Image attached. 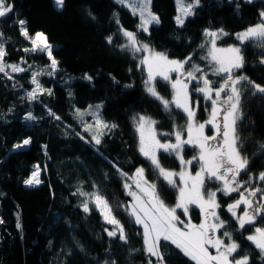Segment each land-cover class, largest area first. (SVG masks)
Segmentation results:
<instances>
[{
	"label": "trees",
	"instance_id": "obj_1",
	"mask_svg": "<svg viewBox=\"0 0 264 264\" xmlns=\"http://www.w3.org/2000/svg\"><path fill=\"white\" fill-rule=\"evenodd\" d=\"M6 2L11 3L14 10L9 16L0 18V33H3L7 52L5 61L22 64L25 68L29 63H36L45 67V73L50 71L46 53L24 51L32 45L21 35L18 21L23 20L29 36L34 37L36 32L46 35L59 66L54 75H42L40 79L44 88L52 90V95L41 94L35 101L26 98V93L34 88L30 70L12 73L13 80L0 73V220L3 221L0 223V264H104L105 260H116L117 264H148L140 226L130 223L121 212L118 219L125 225L129 242L125 244L118 238H110L104 232L108 226L100 213L91 205L92 210L85 213L80 207L85 198L73 195L77 188L92 192L96 184L104 187L102 194L110 203H128L131 198L123 188L125 179L117 173L115 164L129 175L137 167H144L148 180L157 183L165 202H175L176 190L169 188L137 151L133 115L145 114L159 121L158 132H172L173 120L177 124L185 123L179 110L169 116L159 102L145 92L144 71L136 67L142 53L133 58L129 50L119 48L126 43L119 27L136 32L139 19L114 0H65L62 9L56 8L53 0ZM237 3L240 5L238 12ZM151 10L159 16L160 24L150 25L148 33L138 32V40L167 52L170 58L184 59L193 54L192 63L205 67L207 62L201 57L206 49L198 48L204 42V29L223 28L231 35L218 43H236L233 34L259 20L264 0L252 3L232 0L231 4L228 0H201L195 15L187 18L183 27L175 23L174 0H152ZM114 13L120 25L115 22ZM108 36L113 37L112 44L106 41ZM244 55L246 65L238 74L264 85V65L259 63L261 49L247 44ZM62 72L87 73L92 79L78 78L63 85L59 77ZM129 84L132 87H126ZM157 89L171 98L170 87L165 82L160 81ZM98 102L102 103V117L119 127L103 136L102 143L95 148L87 141L89 134L79 129L70 113L75 107L85 108ZM49 109L61 119L50 117ZM242 111L244 117L238 130L244 142L243 151L251 156L258 151V144L264 143V96L247 93ZM28 112L38 119L25 120ZM199 117H204L202 109ZM29 137V145L13 148L14 144ZM192 151L188 148L185 152ZM161 163L170 169L180 167L179 161L167 154L161 155ZM35 165L40 167L41 183L27 186L24 181ZM248 171L253 177L264 171V155L252 159ZM241 176L248 178L247 174ZM255 185L264 186V182L254 179L250 186ZM206 186L218 187L219 184L209 182ZM217 197L221 218L229 221L226 230L236 229L227 205L238 199V193L230 198L222 193ZM192 213L199 218V209L194 208ZM18 218L20 229L17 228ZM255 226H264V221ZM253 231L254 228L248 226L246 230L234 232L233 238L241 245L236 258L247 252L250 264H264L258 250L245 239ZM77 242L84 252L77 248ZM130 249L139 251L130 252ZM166 251L167 264H194L174 246Z\"/></svg>",
	"mask_w": 264,
	"mask_h": 264
},
{
	"label": "snow or ice",
	"instance_id": "obj_2",
	"mask_svg": "<svg viewBox=\"0 0 264 264\" xmlns=\"http://www.w3.org/2000/svg\"><path fill=\"white\" fill-rule=\"evenodd\" d=\"M54 2L58 9H62L65 0H54ZM115 2L129 8L133 16L139 17L140 23L137 25L136 32L124 29L122 26L119 27L118 31L127 41L119 45V48L129 50L133 58L143 53L136 67L147 73V78L144 80L145 92L159 102L169 116L173 115L174 110H179L185 117L184 124H177L173 120L172 132H158L159 121L151 116L137 113L132 117L133 127L138 137L137 151L149 162L158 177L162 178L169 188L175 189L178 194L175 205L169 206L162 198L157 183L147 179L144 167H137L135 172L129 175L113 164L117 173L125 179L123 188L126 195L131 197L130 202L110 203L102 194L104 187L96 184H93L94 191L92 192L77 188L73 195L85 198L80 204L85 213L92 210L91 205L100 213L105 224L112 226L111 230L107 227L104 229L110 238H118L125 244L129 242V234L125 230V225L118 219L121 212L129 218L130 223L140 226L143 230V251L149 257L148 264H167L168 252L166 250L170 246H174L194 264H250V254L247 252L240 258H236L241 245L233 238L234 232L246 230L248 226H252L254 231L245 239L258 250L259 258L264 261V226H255L264 221V186H250L253 185L254 179L264 182V171H260L255 177L248 171L252 159L264 155V143H259L258 151L249 156L243 151L244 142L238 130L239 123L244 117L243 98L249 92L252 96H264V85L256 83L247 75L238 74L246 65L244 52L247 44L261 49L259 63L264 65V10L259 12L257 23L235 33V38L239 42L235 45L218 46V41H222L231 34L223 28L215 30L205 28L204 42L198 45V48L206 49L201 59L207 64L201 67L199 64L192 63L193 54H189L183 60L171 59L167 52L157 51L149 44L138 40V32L148 33L150 25L160 24L159 16L151 11L152 0H135V2L115 0ZM228 2L231 4L232 0ZM245 2L252 3L253 0H245ZM176 3L178 14L174 19L179 27H183L186 19L194 16L196 9L201 6V0H176ZM13 10L11 3L0 0V18L9 16ZM239 10L240 5L237 3L236 11ZM113 15L115 22L120 25L119 17L115 13ZM18 24L21 35L29 39L32 45L24 51L46 53L50 61L48 65L50 71L32 72L31 83L35 87L26 93V98L28 101H35L41 94L52 95L51 89H46L41 85L39 77L54 75L58 71L59 62L53 56V45L48 42L44 33L37 32L34 37H31L24 27L25 21L19 20ZM106 41L112 44L113 37H106ZM6 55L3 33H0V73L9 80H13L12 73L30 70L31 66L26 69L18 63H6ZM173 74L175 79H173ZM209 75L218 77L222 82L218 83L216 80L209 79ZM85 79L90 81L92 77L85 74ZM160 81L170 86V99L157 90V84ZM193 82L195 86L190 87ZM16 86L14 83L13 87ZM126 87H132V85L129 84ZM193 96L199 98L193 100ZM94 107L95 111H92V105L84 111L77 108L75 115L81 119L82 123L85 115H91L94 118L93 124L84 123V130L92 133L89 142L100 145L102 137L119 126L115 123L110 124L101 118L99 110L102 104ZM201 107L207 113V119L203 122L198 120ZM11 111L12 109H9V112ZM48 115L57 121L61 119L51 109L48 110ZM24 119L36 121L38 118L32 112H28ZM206 128L213 134L206 135ZM160 137H167L168 140L162 142ZM172 137H174V142H172ZM81 139L84 137L81 136ZM30 143L31 138L29 137L14 144L13 148L22 149ZM188 148L196 151L197 155L186 160L184 152ZM162 154L174 156L181 165L180 171L166 169L161 163ZM196 164H199V170L193 175L189 169ZM242 173L248 175V180L240 179ZM39 175L40 167L36 165L35 171L24 181L25 185L40 184ZM209 182H216L219 187L215 191H206V184ZM220 193L229 198L233 193H238V199L227 205L231 220H234L237 225L234 230H226L229 228V221L222 219L218 211L221 208L217 199ZM194 208H198L201 213L199 224L192 222L190 213ZM241 208L242 211H238ZM178 210L188 218L187 222L177 214ZM0 223L3 221L0 220ZM17 228H21L19 218ZM77 248L84 252L83 246L78 242ZM210 249H214L215 254ZM135 251L139 250L130 249V252ZM68 255H71V251ZM104 264H117V261L105 260Z\"/></svg>",
	"mask_w": 264,
	"mask_h": 264
},
{
	"label": "rangeland",
	"instance_id": "obj_3",
	"mask_svg": "<svg viewBox=\"0 0 264 264\" xmlns=\"http://www.w3.org/2000/svg\"><path fill=\"white\" fill-rule=\"evenodd\" d=\"M115 1V0H114ZM175 1V5H176V13H175V15H174V18L176 17V15L178 14V11H177V8H178V6H177V3H176V0H174ZM133 2H135V0H133ZM53 4H54V6L57 8V6H56V4H55V2H54V0H53ZM126 9H128L130 12H131V10L129 9V8H127V7H125ZM152 11V10H151ZM153 12V11H152ZM154 13V12H153ZM155 14V13H154ZM138 19H139V17L138 16H136ZM258 22V21H257ZM256 22V23H257ZM140 23V21H138V24ZM137 24V25H138ZM153 25H155V24H153ZM254 25V24H253ZM125 29V28H124ZM128 30V29H127ZM244 30V29H243ZM129 31H132V30H129ZM242 31V30H241ZM134 32V31H133ZM238 32H240V31H238ZM238 32H236V33H238ZM37 33V32H36ZM35 33V34H36ZM35 34H34V36H35ZM233 36H234V38H235V33L233 34ZM125 38V37H124ZM236 39V38H235ZM125 40H126V38H125ZM127 42V41H126ZM145 43V42H144ZM239 42L236 40V43H232V44H229V45H235V44H238ZM51 44V43H50ZM52 45V44H51ZM218 46H221V47H226V46H228V45H222V44H219L218 43ZM158 51V50H157ZM142 55H143V53H142ZM141 55V56H142ZM140 56V57H141ZM170 58V57H169ZM171 59H177V58H171ZM178 60H183V59H178ZM6 62V61H5ZM6 63H8V64H15L14 62H6ZM21 67H23V68H25V66H23L22 64L20 65ZM28 66H32V69H30V72H31V75H32V72L33 71H43L44 72V69H45V67H40L38 64H28L27 66H26V68L28 67ZM85 74H87V73H84V74H75V73H69V72H62V74L61 75H59V77L61 78V80H60V83L61 84H63V85H66L67 83H69V82H72V81H74L75 79H85ZM144 74H145V79L147 78V73H146V71H144ZM88 75V74H87ZM42 76V75H41ZM41 76L39 77V81H40V83H41V85H42V82H41ZM89 76V75H88ZM58 77V78H59ZM173 79H175V75L173 74ZM209 79H212V80H216L218 83H220V82H222V81H220L217 77H214V76H211V75H209ZM30 80H31V78H30ZM85 80H88V79H85ZM192 86H195V82H193V85H191L190 87H192ZM34 87H35V85H34ZM170 87V86H169ZM158 90V89H157ZM171 90V89H170ZM199 97H197V96H193V100H196V99H198ZM201 103L203 104V101H201ZM97 104H102V103H93V104H90V105H92L93 106V108H92V111H95V105H97ZM209 107H210V104L208 105ZM88 107H89V105L87 106V107H85V108H78V109H80V110H82V111H84V110H86V109H88ZM77 108L75 107V108H73V111L70 113L71 115H72V117H73V119L76 121V123L78 124V126H79V129L80 130H82V131H84V132H86L85 130H84V123H89V124H93L94 123V118L91 116V115H85L84 117H83V123L81 122V119H79V118H77V116L75 115V110H76ZM201 109H202V112H203V114H204V117L203 118H200L199 117V113H198V120L200 121V122H203L204 120H206L207 119V113L204 111V109H203V107H201ZM200 111V110H199ZM99 114H100V116H101V118L104 120V121H106L103 117H102V113H101V108H100V110H99ZM106 122H108V121H106ZM109 123V122H108ZM111 124V123H110ZM207 129L208 128H206V130H205V134L206 135H212L213 134V132L212 131H210L211 133H209L208 131H207ZM86 133H88L89 134V138L87 139V141H88V143L89 144H91L93 147H95V148H98L99 147V145H94V142H89V141H91V135H92V133H90V132H86ZM160 139H161V141L162 142H166L168 139H164V138H162V137H160ZM172 142H174V139L172 140ZM26 147V146H25ZM186 151V150H185ZM195 155H197V152L196 151H192V152H190V153H187L186 154V152H184V158L187 160V159H191L193 156H195ZM36 166V165H35ZM35 166H34V170L33 171H35ZM166 168V167H165ZM180 168H181V165H180V167H179V169H170V168H166V169H168V170H173V171H180ZM191 172H192V174L194 175L195 174V172L197 171V170H199V164H196L195 166H193V167H191L190 169H189ZM32 171V172H33ZM134 172H135V170H134ZM133 172V173H134ZM32 174V173H31ZM31 174H30V176H31ZM30 176H28L26 179H28ZM147 177V176H146ZM25 179V180H26ZM39 179H40V177H39ZM148 179V178H147ZM240 179L241 180H248V178H242V176L240 177ZM177 180H178V177H177ZM130 182V181H129ZM151 182V181H150ZM28 186V185H27ZM219 187V186H218ZM216 188L217 187H211V186H206V191L207 190H211V191H215L216 190ZM177 191H176V197H177ZM131 198V197H130ZM217 199H218V197H217ZM130 201H131V199H130ZM129 201V202H130ZM175 203H176V199H175V202L174 203H172V204H167V205H169V206H174L175 205ZM198 209V208H197ZM218 211H219V209H218ZM177 214L178 215H181V219H183V220H185V222H187V217H184L183 215H182V213H181V211L180 210H178L177 211ZM190 215H191V218H192V222L193 223H196V224H199L200 223V220H201V213H200V211H199V213H198V215H199V218H197V214H195V213H190ZM108 227L107 228H109V230H111V225H107ZM219 234V233H218ZM226 243H227V240L225 241ZM210 251H212V253L213 254H215V250L214 249H210ZM155 259V258H154Z\"/></svg>",
	"mask_w": 264,
	"mask_h": 264
}]
</instances>
